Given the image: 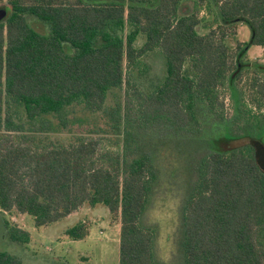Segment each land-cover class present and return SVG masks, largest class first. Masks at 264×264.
<instances>
[{
  "label": "trees",
  "instance_id": "16d2710c",
  "mask_svg": "<svg viewBox=\"0 0 264 264\" xmlns=\"http://www.w3.org/2000/svg\"><path fill=\"white\" fill-rule=\"evenodd\" d=\"M0 5V212L44 227L102 205L120 220V264H161L158 227L144 223L161 180V130L200 133L206 115H223L227 87L239 101L249 93L246 112L238 101L235 129L210 140L180 246L184 264H264V64L247 60L264 47V0ZM240 22L247 42L236 38ZM4 225L12 241H31ZM64 234L84 240L90 224ZM0 264L25 263L0 250Z\"/></svg>",
  "mask_w": 264,
  "mask_h": 264
},
{
  "label": "rangeland",
  "instance_id": "374dc122",
  "mask_svg": "<svg viewBox=\"0 0 264 264\" xmlns=\"http://www.w3.org/2000/svg\"><path fill=\"white\" fill-rule=\"evenodd\" d=\"M0 5V9H3ZM8 15V12H7ZM6 15V17H7ZM5 17V18H6ZM251 37L250 28L238 23L236 38L247 42ZM232 44L235 42L231 39ZM247 60L264 64V47L251 46ZM161 59H157L155 70L162 71ZM247 79L240 82L239 88H246ZM244 92V90H243ZM249 93H239V100L232 98L227 87L221 90L224 108L218 111L222 116H205V124L200 133L174 136L161 130V150L159 169L161 180L155 188L150 210L144 216V223L158 227L157 256L161 264H184L180 234L182 211L186 205L190 189L196 183L202 157L212 150L210 140L216 133L237 126V102L245 109ZM251 108V106H249ZM242 114V111H241ZM240 115V114H239ZM168 143V144H167ZM162 144V146H161ZM82 209L78 214L44 227H36L34 218L28 214L0 212V250L20 257L25 264H120V220L113 217L105 206ZM85 219L90 224V234L84 240H71L64 234L65 229L78 220ZM21 227L31 233L27 244L14 242L8 237L5 222Z\"/></svg>",
  "mask_w": 264,
  "mask_h": 264
},
{
  "label": "water",
  "instance_id": "95a60500",
  "mask_svg": "<svg viewBox=\"0 0 264 264\" xmlns=\"http://www.w3.org/2000/svg\"><path fill=\"white\" fill-rule=\"evenodd\" d=\"M7 9L6 8H3V9H0V21L5 19L6 15H7Z\"/></svg>",
  "mask_w": 264,
  "mask_h": 264
},
{
  "label": "crops",
  "instance_id": "0c3cea01",
  "mask_svg": "<svg viewBox=\"0 0 264 264\" xmlns=\"http://www.w3.org/2000/svg\"><path fill=\"white\" fill-rule=\"evenodd\" d=\"M72 216H74V215H72Z\"/></svg>",
  "mask_w": 264,
  "mask_h": 264
}]
</instances>
